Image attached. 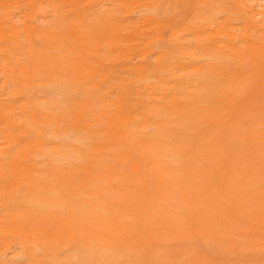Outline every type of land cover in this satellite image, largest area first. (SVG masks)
<instances>
[{
    "label": "bare ground",
    "instance_id": "6f19581e",
    "mask_svg": "<svg viewBox=\"0 0 264 264\" xmlns=\"http://www.w3.org/2000/svg\"><path fill=\"white\" fill-rule=\"evenodd\" d=\"M111 1L112 10L101 15L112 30L104 49L108 61L87 60L91 48L103 49V37L79 15L63 30L27 11L15 19L10 1L0 3V193L40 199L57 185L80 189L70 212L80 211L74 223L91 253L90 264H122L132 256L136 232L148 226L143 212L154 188L160 192V221L168 215L182 226L174 202L191 207L188 187L182 190L191 162V141L181 135L187 121L209 127L223 109L250 111L264 100L262 0H233L235 12L197 13L184 27L166 21L157 6L140 4L142 11L134 14L133 4L141 0ZM67 35L87 50L77 68L99 90L23 94L49 70L46 53L63 48ZM252 65L256 81L234 75ZM179 71L196 76H176ZM224 75L228 78L217 83ZM254 115L253 124L237 135L239 154L264 142V118ZM49 151L67 160L41 156ZM187 180L215 197L211 188ZM19 223L0 216V234L18 235ZM0 264L9 262L0 258Z\"/></svg>",
    "mask_w": 264,
    "mask_h": 264
},
{
    "label": "rangeland",
    "instance_id": "374dc122",
    "mask_svg": "<svg viewBox=\"0 0 264 264\" xmlns=\"http://www.w3.org/2000/svg\"><path fill=\"white\" fill-rule=\"evenodd\" d=\"M9 1L11 8L16 9L15 19L18 13L27 11L34 13L38 20L63 30L71 16L79 15L83 18V25L93 27L94 32L103 37V49L91 48L87 60L110 59L104 49L112 41V30L101 15L112 10L114 4L111 0H76L75 3L73 0L72 6L62 0H47L45 3L38 0ZM64 3L70 6L66 7ZM261 3L264 4V0ZM140 4L159 7L166 21L180 27L191 22L197 13L219 10L222 16L223 10L231 13L237 9L233 0H141L132 6L134 14L142 11L143 5ZM263 32L264 22H261L259 34ZM67 36L70 45L66 41L63 48L46 53L49 70L32 88L23 90V94L57 97L99 90V86L88 84L77 68V58L87 50L81 48L73 37ZM183 37L185 42H190L189 35ZM177 52L178 47H175ZM182 74H185L183 78L196 76L193 72L181 71L176 76ZM234 75L241 80L256 81L259 73L252 65ZM226 78L227 75L221 76L217 83ZM251 115L264 118V100L250 111L223 109L209 127L197 121H187L189 126L181 135L191 141L188 155L191 162L188 164L190 173L183 176L182 190L188 187L191 207H180L177 201L174 202L177 206L174 209L183 219L182 226L172 223L168 215L162 222L156 214L160 192L152 189L153 197L143 212L144 219L149 218L148 226H142L136 232L133 247H129L132 256L122 259V264H264V142L256 143L250 152H238L241 142L237 135L253 124ZM41 156L67 160L51 151L41 153ZM190 177L197 185L211 188L215 197L210 198L202 187L194 188L191 180H187ZM81 192L77 187L61 184L44 190L40 199L17 191L0 193V216L18 218L21 228L18 235L10 233L4 237L0 234V258H6L9 264H90L91 253L78 224L74 223L80 211L70 212ZM122 248L119 246V250Z\"/></svg>",
    "mask_w": 264,
    "mask_h": 264
}]
</instances>
